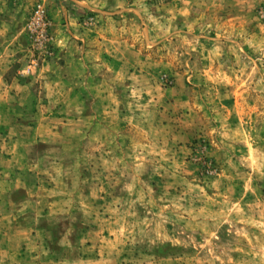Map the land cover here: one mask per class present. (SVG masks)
Masks as SVG:
<instances>
[{"label":"rangeland","instance_id":"obj_1","mask_svg":"<svg viewBox=\"0 0 264 264\" xmlns=\"http://www.w3.org/2000/svg\"><path fill=\"white\" fill-rule=\"evenodd\" d=\"M167 1L142 0L138 9L123 12L132 25L135 45L141 47L140 65L149 72L141 81L135 80L141 90L126 84L131 80H115V90L119 110L154 123L148 130L147 156L142 160L134 151L135 144L144 142L136 127L123 131L104 126L85 138L69 136L68 153L58 139L48 141L50 147L40 146L35 154L26 145L24 160L38 157L36 163L41 166L73 163L86 168L83 177H95L100 171L94 172L92 163L103 164L110 155L90 152L123 147L118 135L125 132L133 151L122 155L126 168L120 175L131 174L139 184L129 198L117 202L121 206L115 211L117 222L125 227L121 236L127 241L117 264H264V22L257 16L264 0H243L244 8H230L239 0H223L228 10L219 4L221 0H196L204 10L209 6L211 25L183 26L178 40L172 39L167 28L160 29L156 19L167 13L161 6ZM120 14L114 15L122 18ZM40 17L46 35L42 42L31 29L33 19ZM80 17L85 28L98 24L93 12ZM22 33L24 57L9 71L19 81L32 77L60 46L44 0H36L28 11ZM188 34L195 36L190 42ZM159 88H175L172 93L180 91L184 101L175 105V95L165 96L167 100L163 96L164 111L150 108L147 101ZM84 108L85 114L99 113L98 106ZM86 125L85 129H91L90 123ZM52 126L57 129L59 123ZM50 129L41 132L48 134ZM80 144L89 153L77 155L75 147ZM38 170L36 176H40ZM74 174L69 171L70 176ZM75 188L69 187V193ZM105 189L108 192L110 185ZM117 189L123 192L122 186ZM101 201L90 203L91 208L105 209L109 202ZM91 220L81 219L75 211L67 219L51 222L59 225L61 235L67 230L78 232ZM55 245L61 248L58 239Z\"/></svg>","mask_w":264,"mask_h":264},{"label":"crops","instance_id":"obj_2","mask_svg":"<svg viewBox=\"0 0 264 264\" xmlns=\"http://www.w3.org/2000/svg\"><path fill=\"white\" fill-rule=\"evenodd\" d=\"M35 1L0 0V264H117L124 257L120 251L127 242L121 236L125 227L117 222L119 215L115 213L121 207L117 202L129 198L139 184L131 174L120 175L126 168L122 155L127 150L133 151L131 137L127 138L125 132L118 135L123 147L115 150L110 146L106 150L92 149V155L104 152L110 155L103 164L92 163L91 169L100 171L95 177H83L86 168L73 163L68 166L60 161L41 166L36 163L38 157L26 161L23 154L26 145L31 146L29 153L35 154L41 151L40 146L50 147L48 141L55 139L62 142L61 149L68 153L65 142L69 136L85 138L89 132L104 126L123 131L132 126L144 138V142L135 144L134 151L142 160L147 156L148 130L153 129L154 123L130 115L127 109L119 110V94L115 90V80H131L126 84L141 90V84L135 80L141 81L149 72L140 65L141 47L135 45L132 25L126 20L127 13H123L138 9L142 0H44L60 46L54 57L32 77L19 81L9 71L24 57L23 26ZM168 1L161 5L167 13L159 14L156 19L160 29L171 32L172 39H179L183 26L211 25L210 13L206 12L209 6L204 10L196 0ZM219 4L225 5L226 1ZM237 7L244 8L243 0L230 8ZM225 8L229 7L225 5ZM116 11H121L122 18L114 15ZM89 12L95 13L98 24L85 28L80 16ZM194 37L187 35L189 42ZM174 89L159 88L147 101L148 106L164 111L168 95H175V105L184 101L180 91L172 93ZM88 105L98 106L99 113L85 114L83 110ZM57 123V129H52ZM87 123L91 129H85ZM47 127H51L49 133L42 134V129ZM75 153L89 152L80 144L75 147ZM37 169L40 176H36ZM70 170L75 171L74 176L69 175ZM104 170L108 171L107 175ZM116 172L119 174L114 176ZM108 185L111 189L106 192ZM73 186L75 191L69 193V187ZM87 186L93 187L90 193L85 191ZM118 186L123 187V192H117ZM19 192L21 196L17 197ZM97 201L114 204V208L108 204L102 211L92 209L90 203ZM75 211L81 219L93 220L86 227L84 223L78 232L67 230L59 235V225H53L55 221L51 219H67ZM57 239L61 248L55 245Z\"/></svg>","mask_w":264,"mask_h":264},{"label":"built area","instance_id":"obj_3","mask_svg":"<svg viewBox=\"0 0 264 264\" xmlns=\"http://www.w3.org/2000/svg\"><path fill=\"white\" fill-rule=\"evenodd\" d=\"M257 16L261 21L264 22V6L258 8ZM41 19H42L41 17L39 19L35 18V19H33L32 23H31V29H32V27L35 28V31L33 30V33H34V35L37 34V39L39 42L44 41L45 37H46L44 30L42 29V27H44L45 25L40 24V22H39Z\"/></svg>","mask_w":264,"mask_h":264}]
</instances>
